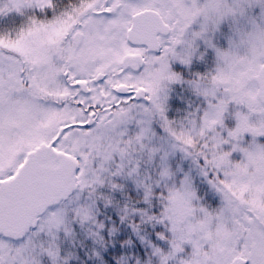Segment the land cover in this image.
Masks as SVG:
<instances>
[{"label": "snow or ice", "instance_id": "6c2138e0", "mask_svg": "<svg viewBox=\"0 0 264 264\" xmlns=\"http://www.w3.org/2000/svg\"><path fill=\"white\" fill-rule=\"evenodd\" d=\"M0 264H264V0H0Z\"/></svg>", "mask_w": 264, "mask_h": 264}]
</instances>
